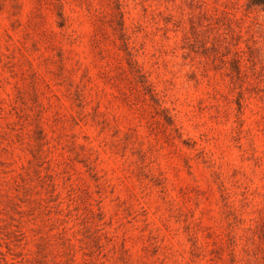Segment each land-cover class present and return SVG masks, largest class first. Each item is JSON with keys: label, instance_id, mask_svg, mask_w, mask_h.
Segmentation results:
<instances>
[{"label": "rangeland", "instance_id": "374dc122", "mask_svg": "<svg viewBox=\"0 0 264 264\" xmlns=\"http://www.w3.org/2000/svg\"><path fill=\"white\" fill-rule=\"evenodd\" d=\"M0 264H264V0H0Z\"/></svg>", "mask_w": 264, "mask_h": 264}]
</instances>
